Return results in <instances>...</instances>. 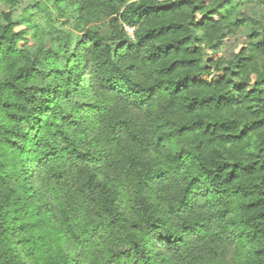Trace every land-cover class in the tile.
I'll return each mask as SVG.
<instances>
[{
	"label": "clouds",
	"instance_id": "obj_1",
	"mask_svg": "<svg viewBox=\"0 0 264 264\" xmlns=\"http://www.w3.org/2000/svg\"><path fill=\"white\" fill-rule=\"evenodd\" d=\"M0 264H264V0H0Z\"/></svg>",
	"mask_w": 264,
	"mask_h": 264
}]
</instances>
